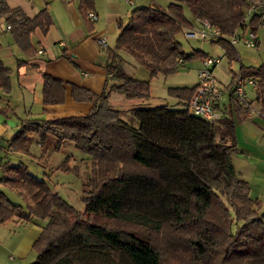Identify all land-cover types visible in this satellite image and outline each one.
Instances as JSON below:
<instances>
[{
	"label": "trees",
	"instance_id": "trees-1",
	"mask_svg": "<svg viewBox=\"0 0 264 264\" xmlns=\"http://www.w3.org/2000/svg\"><path fill=\"white\" fill-rule=\"evenodd\" d=\"M252 5L250 13L248 0H169L166 6L155 2L135 6L125 23L117 21L115 43L105 48L104 67L116 82L106 84L101 93L70 85L73 100L91 103L87 112L20 119L6 150L28 153L29 133L42 147L53 136L54 148L69 140L88 154L92 171L83 183L82 211L22 161L9 165L0 176V183L29 200L24 207L0 190V222L12 217L46 219L32 244L35 258L26 264H264V208L260 199L249 195V185L232 161L237 139L229 106H235L238 119L246 118L248 109L230 99L217 120L194 115L187 105L195 84L168 87L182 108L165 104L130 108L136 125L107 103L112 89L126 98H147L149 78L174 72L187 59L208 56L200 49H181L176 34L193 24L184 7L193 18H207L218 28L223 36L212 41L233 59L237 52L226 36L247 27L255 34L263 21L257 5ZM77 8L91 31L93 20L87 13L94 9V0H78ZM0 16L27 55L36 52L30 33L39 28L44 34L52 22L46 7L28 16L5 0H0ZM119 50L144 65L149 77L128 73ZM238 72L256 78L254 94L264 118V61L256 66L240 63ZM0 89L4 93L11 89L10 69L1 57ZM41 94L43 103L62 102L63 81L43 72ZM58 167L70 168L67 158Z\"/></svg>",
	"mask_w": 264,
	"mask_h": 264
},
{
	"label": "crops",
	"instance_id": "crops-1",
	"mask_svg": "<svg viewBox=\"0 0 264 264\" xmlns=\"http://www.w3.org/2000/svg\"><path fill=\"white\" fill-rule=\"evenodd\" d=\"M137 1L140 3L134 7L154 3V0ZM5 2L11 7L20 8L21 12L28 16L46 7L52 22L46 33L43 34L39 28L30 33V40L36 47L33 55L25 54L15 43L10 28L6 27L7 23L0 26V35L2 36L3 27L6 30L5 35L8 34L6 38H0V57L10 69L11 80L9 93H4L0 89V108L10 107L5 112H0L2 144L0 176L6 172L9 165L21 161L19 158L26 155L20 151L5 149L7 139L15 131L21 118L53 119L83 114L91 108V103L73 100L70 95L71 84L101 93L106 84L116 82L109 78V73L104 67L107 59L106 52L101 48L97 37L106 33L111 39V43H108V37L105 34L107 45H114L119 32L116 21L120 20L116 0H100V4L104 7V15H107L104 22H100L99 17L101 6L99 7L97 1L94 0L93 10L97 17L91 19L94 22L91 31L86 29L78 11V0H23L21 5L15 2L13 4L8 0ZM1 19L4 17L0 16ZM193 19L191 18L190 21L193 22ZM122 22L125 23L126 20ZM114 35H116L115 39ZM118 52L123 58V67L128 73L139 79L149 77V70L136 62L133 56L122 50ZM18 60L24 61L17 63ZM43 72L63 81L65 97L62 102L43 103L41 94ZM114 91L117 90H110L107 97V103L110 106L109 98L112 97ZM229 103L231 104L227 101L228 106ZM130 108L132 107L127 106L124 110L129 112ZM229 108L234 120L237 139V150L232 155L233 164L238 175L247 181L249 195L260 199L262 208H264V118L256 109L247 111L246 118L238 119L235 106L232 104ZM29 136L32 137V133H29ZM36 145L42 149L39 142ZM45 147L41 151L42 154H36L29 149V153L34 158L36 157V160L28 157L29 160L36 163V161L47 158L46 156L50 153L47 149L50 151V148ZM0 190L14 203H19L24 207L29 203L19 190L7 184L0 183ZM45 221V218L32 216L28 219L12 217L10 220L0 222V264H26L31 261L36 255L32 244L39 236Z\"/></svg>",
	"mask_w": 264,
	"mask_h": 264
},
{
	"label": "rangeland",
	"instance_id": "rangeland-1",
	"mask_svg": "<svg viewBox=\"0 0 264 264\" xmlns=\"http://www.w3.org/2000/svg\"><path fill=\"white\" fill-rule=\"evenodd\" d=\"M13 4L17 3L21 5L23 0H8ZM97 5L101 8L99 12L100 22H104L107 15L105 14L104 7L100 4V0H96ZM169 0H154L158 5L166 6ZM251 7L257 5L262 0H248ZM15 2V3H14ZM140 2L133 0V3L127 2V0H116V9L119 11L120 20L125 21L129 15L130 10L134 5H138ZM95 5V3H94ZM249 8V9H250ZM249 9H246V13ZM184 14L189 18H193L187 7H184ZM5 20H0V26L5 25ZM94 23V22H93ZM117 23V21H116ZM194 24V19L193 22ZM3 31L1 32L2 36L0 38H6L8 34L5 35ZM184 30V29H183ZM178 32L176 34L177 40L180 42L181 49L185 52H189L192 49H200L208 56H221V60L218 64L213 67V73L216 80L223 89L224 97L227 93L233 88L234 79H232L233 72L239 69L240 63L243 65L256 66L260 62L264 61V18L263 21L257 25L255 30V36L257 43L255 46H247L243 43L242 40H238L236 43L232 44L236 50V58L229 59L217 42H213L210 39L196 38V37H187L184 35V31ZM244 30H249V27ZM238 32H242L243 29H237ZM106 34V33H105ZM107 35V34H106ZM108 43H111L110 36H108ZM114 39L116 35L113 36ZM228 39V36H226ZM115 43V40H114ZM111 47L113 44L110 45ZM202 59L201 58H190L185 60L183 65L178 64L177 70L174 72L163 75L157 73L156 75L149 78V96L147 98L140 99L139 97L135 98H125L123 94L119 91H114L112 97L109 98L111 107L122 110L121 116L128 120L131 124L136 125V118L130 113L127 112L125 107H151L155 105L165 104L170 108H182L183 105L178 103V99L172 95L168 94V87L171 86H187L190 87L195 84L197 79V70L201 67ZM247 77V76H246ZM246 94L248 98L254 97V89L251 86L245 87ZM233 92V91H232ZM117 96V97H116ZM257 111H259L260 106H255ZM252 115H254L252 113ZM55 138L51 136L47 143L43 144L42 149H40L36 143L38 139L34 133L30 138L28 150L32 152L42 154V150L45 147H49L50 151L47 149L48 156L45 159H41L36 163L32 160H29L28 157L34 158L29 152L25 153V156L19 158L23 163L27 165V168L30 172L35 174L37 177L43 179L47 185L53 189V191L58 192L60 196L65 199L69 204L79 211H82L84 208V203L81 199L83 183L92 175L89 155L80 151L76 148L72 141L64 140L59 148L53 149V143ZM40 143V142H39ZM45 147V148H46ZM35 154V155H36ZM45 157V156H44ZM36 158V157H35ZM34 158V159H35ZM67 158L68 165L70 168H59L58 164L62 159ZM40 159V158H39ZM38 159V160H39ZM36 160V159H35ZM27 201H29L27 199ZM33 256L32 259H34ZM31 259V260H32Z\"/></svg>",
	"mask_w": 264,
	"mask_h": 264
},
{
	"label": "built area",
	"instance_id": "built-area-1",
	"mask_svg": "<svg viewBox=\"0 0 264 264\" xmlns=\"http://www.w3.org/2000/svg\"><path fill=\"white\" fill-rule=\"evenodd\" d=\"M129 3H133L132 0H127ZM257 11L264 18V0L257 4ZM254 8H250L247 13L253 11ZM90 19L97 17L94 10H90L87 13ZM9 29L10 25L6 24ZM184 35L187 37H196L203 39L214 40L223 36L222 33L214 26L207 18L195 17L194 24L185 28ZM239 29V28H238ZM256 36L249 30H243L238 32L237 30L228 36V40L231 44L236 43L238 40H242L247 46H255ZM97 41L101 48L105 50L107 45V38L105 34L97 37ZM221 60V56H207L202 59L201 67L197 70V79L194 85L193 92L188 101V110L190 113L202 117L208 120H217L226 111L227 101L232 99L239 104L242 108H247L248 111L256 110L255 106L259 107V100L255 98H248L245 87L251 86L253 89L256 85V78L253 76H241L237 71L234 72V82L232 91L230 90L224 97V92L220 84L215 78L213 73V67ZM178 59V63H180ZM227 100V101H226ZM0 138V149H1Z\"/></svg>",
	"mask_w": 264,
	"mask_h": 264
}]
</instances>
